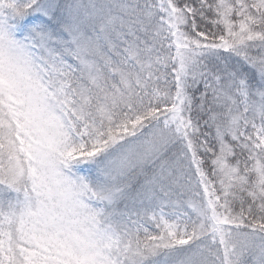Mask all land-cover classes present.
Segmentation results:
<instances>
[{"label":"snow or ice","instance_id":"1","mask_svg":"<svg viewBox=\"0 0 264 264\" xmlns=\"http://www.w3.org/2000/svg\"><path fill=\"white\" fill-rule=\"evenodd\" d=\"M0 264H264V0H0Z\"/></svg>","mask_w":264,"mask_h":264}]
</instances>
